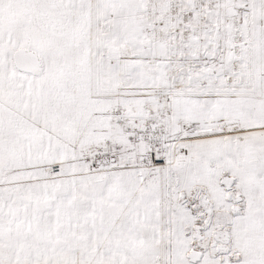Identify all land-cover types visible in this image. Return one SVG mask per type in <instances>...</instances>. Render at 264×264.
<instances>
[{"label": "rangeland", "instance_id": "obj_1", "mask_svg": "<svg viewBox=\"0 0 264 264\" xmlns=\"http://www.w3.org/2000/svg\"><path fill=\"white\" fill-rule=\"evenodd\" d=\"M0 264H264V0H0Z\"/></svg>", "mask_w": 264, "mask_h": 264}, {"label": "bare ground", "instance_id": "obj_2", "mask_svg": "<svg viewBox=\"0 0 264 264\" xmlns=\"http://www.w3.org/2000/svg\"><path fill=\"white\" fill-rule=\"evenodd\" d=\"M14 60L20 70L37 74L41 71V64L34 53L25 49H18L15 51Z\"/></svg>", "mask_w": 264, "mask_h": 264}, {"label": "built area", "instance_id": "obj_3", "mask_svg": "<svg viewBox=\"0 0 264 264\" xmlns=\"http://www.w3.org/2000/svg\"><path fill=\"white\" fill-rule=\"evenodd\" d=\"M50 171L53 175H60L61 168L59 164H52L50 167Z\"/></svg>", "mask_w": 264, "mask_h": 264}, {"label": "water", "instance_id": "obj_4", "mask_svg": "<svg viewBox=\"0 0 264 264\" xmlns=\"http://www.w3.org/2000/svg\"><path fill=\"white\" fill-rule=\"evenodd\" d=\"M201 254L198 251H193L190 255L189 258L192 262H195L200 258Z\"/></svg>", "mask_w": 264, "mask_h": 264}]
</instances>
